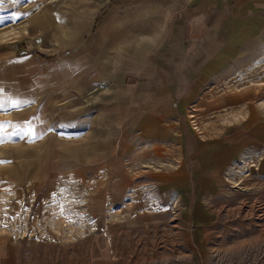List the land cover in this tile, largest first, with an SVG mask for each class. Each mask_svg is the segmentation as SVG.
<instances>
[{"label": "rangeland", "instance_id": "374dc122", "mask_svg": "<svg viewBox=\"0 0 264 264\" xmlns=\"http://www.w3.org/2000/svg\"><path fill=\"white\" fill-rule=\"evenodd\" d=\"M155 2L0 4V246L20 241L19 261L39 250L61 264H264L262 8L251 17L223 7L221 30H166L151 61L168 91L160 119L177 139L173 154H151L168 152L173 166L153 161V174L125 190L124 154L105 181L93 160L73 171L91 104L116 98L90 88V69L103 59L112 71L140 73L139 57L161 34L149 23ZM247 18L257 27L246 29Z\"/></svg>", "mask_w": 264, "mask_h": 264}, {"label": "crops", "instance_id": "0c3cea01", "mask_svg": "<svg viewBox=\"0 0 264 264\" xmlns=\"http://www.w3.org/2000/svg\"><path fill=\"white\" fill-rule=\"evenodd\" d=\"M234 1L156 0L149 10L150 21H148L151 29H154L155 32H161V34L152 35L150 40L152 42L146 44L149 47V51H145L147 53L145 54L144 52L138 59L139 62H142V64L138 65V70L140 71L137 74L138 76L135 73L120 72L115 65L112 71L110 61L105 62L103 59L98 69L97 67L93 71L90 69V88L99 89L98 93L100 94L112 92V94L116 95V98H114L113 104L95 101H93L94 104H91L93 107H90V130H87L84 135L78 138L79 144L77 148L80 157L77 164L73 163V166L71 165L74 172L81 173L79 169L83 167L85 169L83 172L87 171L88 169L86 168L90 165V160H93L97 168H99L97 172L101 173V177L98 178L105 181L107 175L114 172L111 173V168L116 164L115 159L120 158L124 154L128 171H124L123 168L121 171L118 166L114 167V169L119 170L117 174L120 177V181H118L117 189L125 190L126 186L130 187V184L134 183V176L138 174L147 176L153 174L151 166L153 161L157 164L165 163L167 166H173L176 163L174 157L166 155L168 152L161 158L151 154L155 153L152 152L153 149L161 148L166 151L169 150L173 154L175 151L173 147L177 139L174 126L164 119H160L161 113L166 109V105L163 106V100H161L164 98L160 96L167 95L168 91L163 86H160L159 76L152 67L151 58L158 53V48L166 45V30H193L196 25L200 29H207L208 27L215 31L217 29L221 30L223 23L222 9L228 5L244 7L246 14L251 17H254L256 8H262L263 13L260 14H262L264 21V0H258L257 2L256 0H236V3ZM146 11L144 10V12ZM248 22L247 18L244 22L246 29L253 30L257 27L254 25L249 26ZM262 28L264 29V22ZM162 31L164 35H162ZM132 42L131 46H136V42ZM129 77L132 79L130 80ZM125 95L130 96L129 102H120L122 98L126 97ZM95 99L97 100L96 97ZM8 103L9 97L6 99L5 104ZM143 115L148 119L144 120L142 118ZM124 122H127L128 126L120 130L121 124ZM153 127L155 129H152ZM159 127L164 128L159 129ZM160 130L163 131V135L157 136ZM89 131L90 136H88ZM127 135H131V137H127ZM136 136H138L139 140H143V146L138 143L135 144ZM124 144L126 145L125 147ZM143 151L145 154H143ZM85 160L88 162L86 165L84 164ZM162 168L164 170L168 169L164 165H162ZM26 176L29 178L30 172ZM96 185H98V180L95 181ZM98 189L96 188L95 190ZM112 231L115 232L114 229ZM18 243L20 241L12 242L8 240L5 247L0 246V264H61L51 260L47 262L44 260L46 258L44 253L39 257V250H34L36 257L31 258L30 256L26 261L21 262L19 260L22 256L19 250L22 252L23 248L18 247Z\"/></svg>", "mask_w": 264, "mask_h": 264}, {"label": "snow or ice", "instance_id": "6c2138e0", "mask_svg": "<svg viewBox=\"0 0 264 264\" xmlns=\"http://www.w3.org/2000/svg\"><path fill=\"white\" fill-rule=\"evenodd\" d=\"M4 2V0H0V4H2ZM0 91H2V89H0ZM2 106V105H0ZM4 126V122H0V128H2Z\"/></svg>", "mask_w": 264, "mask_h": 264}]
</instances>
